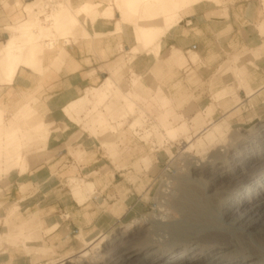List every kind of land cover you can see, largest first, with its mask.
<instances>
[{
    "label": "rangeland",
    "instance_id": "1",
    "mask_svg": "<svg viewBox=\"0 0 264 264\" xmlns=\"http://www.w3.org/2000/svg\"><path fill=\"white\" fill-rule=\"evenodd\" d=\"M19 1L21 2L19 3L20 9L21 6H24L27 3L37 1V3L32 6L33 9L30 17L24 15L11 25V28H18L20 27L21 22L25 21L23 27L19 30L27 28L34 15L39 16L42 20L44 18L42 14H50L51 7L68 4V6L72 7V11H75L74 9L80 6V4H84L83 8L85 9L86 14L78 17V21L79 23L81 22L80 25L88 32L91 27L90 25L100 19L99 14L94 12L100 11L101 8L106 9L108 5H111L113 9L116 7L114 0H109L110 2L105 0H53L55 2L52 0H4V4L2 5L3 11L6 7H11ZM233 1L234 0H194V6L191 9L180 13L182 19H180L179 24L174 26L170 33L168 32L169 34L166 37H162L161 41H166L167 38L178 39L179 37L180 47H183L184 45H182L183 42L180 36L186 34V32L192 28V17L208 21L227 18V6L232 4ZM253 1L256 2V9L260 12V19L254 24V26L257 27L259 34L264 36V0H249L250 3ZM96 2L98 4H96ZM48 5L50 7H48ZM5 15L8 16L7 18L9 19V15L11 14L6 13ZM10 22L5 25L11 24ZM118 23H120V18L116 16L111 21L97 25L96 30L100 31L101 34L103 33V38H107L108 36L113 37L112 34L117 29ZM79 30L75 32V38L72 40L65 39L64 42V39H61L56 35L52 40L60 45L61 51L66 49L69 55L75 56V49L76 47L82 46V42H88L91 44L90 41L82 40L78 44L73 43V41L76 42L79 39H91H86L84 37L85 30L81 29V31L78 32ZM53 33V30H49L48 32L49 35H52ZM3 36L2 43L8 39L9 35L3 31ZM122 36L125 37L127 47H124V45L119 43L117 45L118 49H116L114 53H111L112 57L110 58V61L113 62L105 67L106 69L110 66L122 67L120 68L121 74L112 76L106 69H104L105 72L109 74L104 77L112 76L114 80L113 84H115L114 87H116L118 83H122L123 87H126L129 84V79L138 81V83L141 84L140 86L144 87L141 82L142 78L139 75L135 74L138 77L131 76L132 71L130 69L136 68L135 66L138 62L137 60H134V56L129 60L130 55L126 54L132 44L126 40L127 37L130 38V26L125 28V33L122 34ZM262 48L261 45H258L254 50L249 51L245 55L248 54L249 56H252V59L259 60L263 56ZM44 55H41V59L45 60H39L38 66L48 65L53 60V58H44ZM243 56L244 55H232L224 64L220 65L211 81V85H206V90H204V87L199 86V83L198 85H193L194 79L191 77L192 74L188 76L191 69L187 67L186 56L183 57L181 50L172 47L170 53L161 56V59L157 62L158 67L154 68L149 74L156 81L158 80L161 82L166 80L168 77L167 73L163 75L161 74L162 72L158 73L159 71H157L158 68H160L159 64L162 59H165L163 63L164 68H167L168 65L174 63L176 64V67L185 71L184 73H181L179 77V80H181L179 88L182 90V93L179 92L178 100L170 97L171 94L169 89L161 88L164 94L170 99L166 106H159L155 104L156 102L153 104H146L139 101L135 104V114L129 116L127 115L129 103L124 101V98L126 99L125 94L118 95V97L111 95L106 106L100 107L97 112L92 113L87 118H85L83 113L78 115V118L81 120L78 124L75 122L69 123L60 111L57 112L56 115L61 118L58 122H47L48 134H43V140L49 141L43 149L44 159L51 160L58 152L64 151V153L68 155L69 161H71L70 163L74 170L75 164L84 165L89 163V160H99V167L104 168L101 169V172L106 173L108 172V169L105 166L107 160H110L112 164L116 165V162L120 159L132 157L133 159H136L133 164L134 169L136 171L141 170L142 172L148 173L153 178V182L149 187L145 199L146 206L143 207L142 210H133L130 214L118 219L113 226L107 229L108 231L106 230V238L102 240L103 243L101 242L99 246L100 248L94 252L90 251L88 257L80 259L78 256L81 251L89 248L83 247L76 240H68L65 246H59L58 253L56 248L47 247V245L43 244L44 242L40 240L39 236L41 235V228H38L37 231L33 230V222L37 218L36 213L28 217L29 211H27L28 208L25 203L19 204L16 203V201H10L7 203L4 200H0V251L7 252V249H3V246L10 247L18 254L27 256V260H29L28 264L39 263L38 261H33V253L38 249H43L45 251L46 257L40 262L46 263L49 261L46 264L59 263L61 260H64L62 264H99L108 257L107 255L114 251L115 244L112 241L115 237L123 234V232H139L138 236L133 240V242L136 243L135 246L153 239L151 240L153 242V250L156 252L166 250L169 247L172 234L165 225L168 226L180 221L181 212L174 205H176L182 197L184 184L187 183L189 179L193 180V177H191L187 168L186 160H188L189 157H192L197 161L213 160L212 157L214 156H222V153H219V151H224L225 149L232 151L238 146L241 143L238 141L242 135L248 134L252 130L257 129V127L264 126V85L257 89L251 88L249 84L250 68H244L242 67V64H240ZM147 59L152 61L150 57H147ZM192 60L197 61V58H192ZM24 65L28 66L27 64ZM250 66H254V64H251ZM28 67L32 68L35 66ZM127 68L130 70L129 78L128 76L125 77ZM262 70L263 72L261 69L257 72L259 79L260 76H264V68H262ZM196 74L198 75L199 73ZM161 76H163L162 79L160 78ZM183 80L185 81L183 82ZM218 80L222 81L219 82ZM187 85L192 87V90L187 91L185 88ZM243 87H246L251 92H255L256 90L259 92L254 94L251 99H246L244 92H242L245 90H243ZM133 89L140 93L138 85ZM142 91L144 92V90ZM194 91H196V94H194ZM81 95L82 92L79 93L78 97ZM187 101H190V104L184 105ZM8 120L9 119L5 120V124H0V131L4 130V135H6L11 127H14V124L18 122L20 118H16L14 115L13 121L9 122ZM28 121L30 120L28 119ZM59 122L66 124V129L58 131L56 124ZM114 122L122 123L121 131L123 134L121 135L120 131L119 135H111L110 140L116 142L108 147H104L100 143L99 135L101 132L110 129ZM33 123L34 122L32 121L31 125ZM178 127H181L182 129L180 132L176 133V138L172 141L168 133ZM90 130H95V136H91ZM2 137L3 136H0V140ZM32 137L36 138V136ZM20 138H16L13 141L14 143L12 142L13 144L10 145V147H13L12 152H15L13 159H16L15 162L22 160L24 165H27V161L25 162L27 158H22L23 156L17 153V149L21 150L19 145ZM24 138H29V135L24 136ZM21 143L23 144V142ZM37 144L42 145L43 142H37ZM71 149H73L75 155L71 154ZM97 151L98 155L96 154ZM7 165V160L0 154V178L2 177L1 175L4 174L3 169ZM223 170H226V168H220L218 173ZM227 170H232L234 172L235 167L232 168L231 165H229ZM13 174L23 175V173L16 170V172L14 171L8 177ZM186 178L187 180H185ZM129 179L131 182H135L134 176H131ZM71 180L77 182L80 181L79 183H90L86 182V179L70 178L66 183L63 182V185L65 184L66 186L65 189H69V192L72 186L70 182ZM201 180L203 181L198 180L195 182L193 180L194 182L189 183L190 181H188V183L193 189L202 192L205 187L204 185H207L208 180ZM23 190L25 191L24 186ZM228 193L229 189L220 182H216L212 186L210 185L208 191L206 190L205 192L206 195H212L216 202H219V199L223 201ZM2 194L3 193H0V197ZM70 194L72 195L71 192ZM91 195L92 194H88L87 200ZM256 199L258 200L259 198ZM256 199H251L248 202H251L250 204H252ZM234 211V209H231L228 212L224 210V215L222 216V221H224L223 225H225L224 227L230 228L233 224L232 222H236L235 218L237 215ZM20 213H25L24 217L19 215ZM248 216H251L255 220L253 225L247 231L250 232L251 235L248 236L246 233H239L235 230L236 239L234 238L232 242L238 241L237 244L240 245L250 244L252 241L253 243H263L261 241H264V235L259 233H264V198H262L261 202L256 205V208L250 212V215ZM154 219H157L160 224L163 223L162 226L152 224V222H155ZM40 224L42 226L41 222ZM237 224L238 223L234 226ZM58 226V223H54L52 227H47L46 233H52L58 228ZM237 226H239V224ZM124 240H127V238ZM33 242L37 243L31 245L42 247H31L30 243ZM120 246H122V244ZM65 247H67L66 250ZM233 250L234 248H230L227 251L229 254L223 255L221 264L241 263L238 259L232 258L236 257ZM239 250L241 251L243 249ZM59 256L62 258H58ZM142 256V254L139 255L140 258ZM135 261L134 258H129L124 264H136L137 261ZM202 262L203 261H200L197 264H205ZM248 263L249 262L246 261L241 264ZM262 263L263 262H261V264Z\"/></svg>",
    "mask_w": 264,
    "mask_h": 264
},
{
    "label": "bare ground",
    "instance_id": "2",
    "mask_svg": "<svg viewBox=\"0 0 264 264\" xmlns=\"http://www.w3.org/2000/svg\"><path fill=\"white\" fill-rule=\"evenodd\" d=\"M105 1L110 2L109 0ZM35 3L37 1L21 6V13L26 17H30L32 6ZM114 3L116 4L117 12L122 17L123 23L117 27L113 36L124 34L125 28L130 26V38L127 37L126 40L132 44L128 54L131 53L134 56V60L138 62L135 67L144 68V73L152 72L156 59L170 50L166 45H158V38L165 32H170L174 26L179 24L180 19H182L181 12H185L194 6V0H114ZM96 4L98 3L96 2ZM83 5L80 4L74 9L75 11H72V7L68 6V4L57 5L51 7L50 14H42L45 18H43L44 20L34 15L27 28L18 31L6 29L5 32L9 33L10 37L0 49V76H2V81L6 84H11L21 65L38 66L39 60H45L41 59V55L45 54L44 58L46 59H54L61 52L60 45L52 40L55 35L64 39L65 42V39H74L77 30L80 29L78 32L81 29L85 30L80 25L81 22L79 23L78 21V17L86 14ZM17 6L20 7L19 4ZM48 7L50 6L48 5ZM94 13L99 14L101 20L108 21L113 17V8L108 5L106 9L101 8L100 11ZM126 22L130 24L128 25ZM49 30H53L54 33L49 35ZM84 37L86 39L91 38L87 30H85ZM138 55H143L144 58L142 60L138 59ZM147 57H150L152 61H149ZM86 76L89 79L92 78L88 74ZM128 82L129 84L126 87H123L122 83H118L114 87L113 81L106 79L99 86L88 87L82 92L80 97L62 108L61 113L69 123L75 122L78 124L81 121L78 115L83 113L85 118H87L92 113L97 112L100 107L106 106L111 95L118 97L121 94H125L126 99L124 98V101L129 103L127 112L129 116L135 114V104L139 101L146 104L156 102L155 104L159 106H166L169 103L170 99L164 94L161 87L157 86L154 89L145 88L140 86L141 84L138 81L132 79H129ZM136 85H138L141 94L138 91H134L133 88ZM243 90L246 99H251L254 94L259 92L257 90L251 92L246 87H243ZM39 104L28 101L19 104L15 113L19 114L18 118L20 120L0 140V154L4 151L12 150L13 147H10V145L14 143L13 141L20 137L21 140L26 135H29V137L36 136L35 140L38 142L44 141L43 134H48V128L47 122L39 118ZM3 115L4 112L0 109V124H3ZM32 121L34 123L31 125ZM56 126L58 131H62L67 127L66 124L60 122ZM121 127V122H114L110 129H105L106 131L101 132L99 135L101 145L108 147L114 144L116 141L110 140V136L113 134L119 135ZM181 129V127H178L168 133L172 141L176 138V133L180 132ZM90 133L91 136L96 134L95 130H90ZM122 134L123 132L121 131ZM238 142L241 143L232 151L226 149L219 151L222 156H214L212 157L213 160L197 161L192 157L186 160L189 173L195 182L198 180L203 181L201 179H207L208 181L207 185H204L202 192L191 187L189 183L194 181L189 178L188 181L190 182L188 183L187 181L184 184L182 197L174 205L180 210L181 219L175 224L165 225L172 234L169 247L166 250H160V252L153 250V242L151 241L153 239L151 238L146 243L135 246L136 243L133 240L138 236L139 232H123V234L115 237L112 241L115 244L114 251L107 255L108 257L99 264H124L129 258H134L137 261L136 264H197L200 261L205 264H221L223 255L229 254L227 251L230 248H234L233 253L236 256L232 258L238 259L241 263L247 261L250 264H261V262L264 264V241H261L263 243H253L252 241V243L245 245L237 244L238 241L232 242L234 238L236 239V231L246 233L248 236L251 235L247 231L255 220L248 215L264 198V126L257 127V129L252 130L248 134L242 135ZM17 150L20 151V149ZM229 165L232 168L235 167L234 172L227 170ZM220 168H226V170L218 173ZM16 170L26 173L28 168L20 160L4 170L3 175L8 176L14 171L16 172ZM70 182L72 184L70 190L72 197L79 206H82L87 201L88 194L94 193V185L92 183H79L80 181L74 180ZM216 182H220L229 189V193L223 201L219 199V202H216L212 195L205 194L210 185L212 186ZM256 198L259 199L257 200ZM251 199L256 200L250 204L251 202L249 203L248 201ZM231 209L235 210L234 212L237 216L235 218L236 222H232L231 229L229 227L228 229L223 225L222 216L224 215V210L228 212ZM154 221L152 224L158 226L163 224H160L157 219H154ZM236 223L239 224V226H237L238 224L236 225L237 228L234 226ZM105 234L106 231L100 229L97 233L87 238V233L80 230L74 236V240L89 249L81 251L78 258L84 259L89 256L90 251L98 250L102 240L106 238ZM259 234L264 235V233ZM126 238L127 240H124ZM121 244L122 246H120ZM239 249L243 250L240 251ZM140 254L143 255L141 258L139 257ZM33 256V261H38V264L49 262H40L46 257L44 253H33ZM58 258L62 257L59 256ZM63 261L52 264H62ZM241 263L239 262L238 264Z\"/></svg>",
    "mask_w": 264,
    "mask_h": 264
},
{
    "label": "crops",
    "instance_id": "3",
    "mask_svg": "<svg viewBox=\"0 0 264 264\" xmlns=\"http://www.w3.org/2000/svg\"><path fill=\"white\" fill-rule=\"evenodd\" d=\"M3 2L4 0H0V49L10 37L9 35L8 39L2 43L3 31L8 28L17 31L25 23L23 21L20 27L11 28V25L24 16L20 7L17 6L21 2L6 7L4 11ZM6 13L11 14L9 19L5 15ZM116 16L120 18L118 26L122 25V17L116 8L113 9V17L108 21L113 20ZM259 19L260 12L256 9V2L234 0L232 4L227 6V18L208 21L192 17V28L186 30V34L180 36L183 47H180L179 37L178 39L167 38L166 41H161V38L166 37L170 32L162 34L158 38L157 44L166 45L170 49L166 53H170L172 47L181 50L183 57L186 56L187 67L191 69L188 76L192 74L193 85L199 83V86H203L204 90H206V85H211V81L220 65L224 64L232 55H244L240 64L244 68H250L249 84L251 88L257 89L264 85V76H260L259 79L257 74L260 69L263 72L262 68H264V36H261L257 27L254 26ZM8 22L11 24L5 25ZM103 22H107V20H101L100 18L99 21L97 20L90 25L88 32L91 39L73 41L74 44L80 43L81 40L91 42V44L82 42V46L76 47L75 56L69 55L67 50L63 49L48 65L32 68L21 65L11 84L4 83L2 76H0V109L4 112L3 124L6 123L5 120L7 119H9V122L13 121L14 115L18 118L19 114H16L15 111L20 103L26 101L40 103L38 107L39 118H42L45 122H58L61 117L57 116L56 113L59 111L61 113V109L78 98L80 92L88 87H96L106 79L114 81L112 76L121 74L120 68L122 67L110 66L107 69L105 67L113 62L110 61L111 53L118 49L117 45L119 43L127 47L125 37L122 35L113 36L112 34L113 37L103 38V33L101 34L100 31L96 30V26ZM126 24L129 25L130 23L126 22ZM258 45L263 47L261 59L254 60L248 54L245 55ZM128 52H130L129 49L126 53L128 54ZM129 55V60H131L133 56L131 53ZM143 57V55H138V59L142 60ZM192 58H197V61H193ZM159 59L161 57L156 59L153 69L158 67L157 62ZM164 61L165 59H162L159 64L160 68L157 71H159L158 73L162 72L163 75L167 73L168 77L165 81L154 80L149 73H144V68H131L130 70L134 74H131V76L138 77L136 75H139L145 88L154 89L157 86L170 88V97L178 100L179 92L182 93L179 88L181 81L179 77L185 71L176 67L174 63L164 68ZM251 64H254V66H250ZM104 69L112 76L104 77L108 74ZM130 70L127 68L125 77H130ZM195 72L199 74L197 75ZM87 74L92 78H87ZM162 77L160 78L162 79ZM218 81L221 82L222 80ZM185 88L187 91L192 90L189 85ZM194 94H196V91H194ZM186 104H190V101H187L184 105ZM0 136L4 137V130L0 131ZM37 142L32 136L20 140L21 150L17 153L23 156L22 158H27L28 170L23 175L13 174L10 177H8L9 175H1L0 193L3 194L0 200L7 203L10 201H16L19 204L25 203L28 208L27 211H29L28 217L37 214V218L33 222V230L37 231L38 228H41L39 237L47 247L56 248L58 252L59 246H65L68 240H74V236L80 230L87 233L88 238L100 229L106 231L118 219L130 214L133 210H142L146 206L145 199L153 178L148 173L134 169L133 164L136 159L132 157L120 159L116 162L118 168L110 160H107L105 166L108 172L106 173L101 172V169L104 168L99 167V160H89V163L84 165L75 164L74 170L68 155L64 151H60L63 153L58 152L51 160L44 159L43 149L49 141H42V145L37 144ZM70 152L75 155L73 149ZM14 153L12 150L1 153V156L8 163L3 172L15 163ZM96 154L98 155V151ZM131 176L135 177V182H131L129 179ZM70 178L86 179V182L94 185L95 192L82 206L77 204L69 189L66 190L65 184L63 185V182L66 183ZM19 215L24 217L25 213ZM54 223L59 224L58 228L52 233H46L47 227H52ZM36 243H30V246L33 248L42 247L31 245ZM5 248L7 252L0 251V264L29 263L27 256L18 254L10 247L3 246V249ZM66 249L67 247H65ZM34 253L45 254V251L38 249Z\"/></svg>",
    "mask_w": 264,
    "mask_h": 264
}]
</instances>
